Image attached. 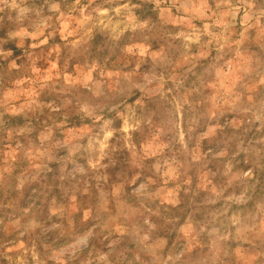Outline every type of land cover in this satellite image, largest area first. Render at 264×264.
<instances>
[{
	"label": "rangeland",
	"instance_id": "rangeland-1",
	"mask_svg": "<svg viewBox=\"0 0 264 264\" xmlns=\"http://www.w3.org/2000/svg\"><path fill=\"white\" fill-rule=\"evenodd\" d=\"M0 264H264V0H0Z\"/></svg>",
	"mask_w": 264,
	"mask_h": 264
}]
</instances>
